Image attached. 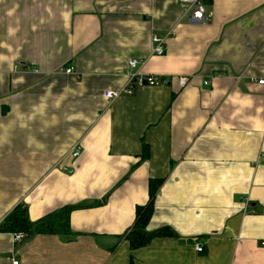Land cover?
<instances>
[{"label":"crops","instance_id":"1","mask_svg":"<svg viewBox=\"0 0 264 264\" xmlns=\"http://www.w3.org/2000/svg\"><path fill=\"white\" fill-rule=\"evenodd\" d=\"M206 10L199 23L179 0H0V224L19 203L35 221L107 197L71 212L69 241L0 233V264H264V87L251 82L264 0ZM149 179L162 184L147 230L176 235L132 250L120 237Z\"/></svg>","mask_w":264,"mask_h":264},{"label":"trees","instance_id":"2","mask_svg":"<svg viewBox=\"0 0 264 264\" xmlns=\"http://www.w3.org/2000/svg\"><path fill=\"white\" fill-rule=\"evenodd\" d=\"M145 154H143V158ZM162 184L161 179L148 180V201L143 206L135 209V219L132 226L120 237L127 241L132 250L149 245L154 239L175 236V232L169 227H162L155 231H148L147 227L153 216L155 197ZM107 197L100 202L88 206H63L43 217L31 221L27 206L23 203L16 205L0 224V233L17 234L24 233L25 242L35 236H57L63 241H69L76 237L70 227V214L74 210L91 206H101Z\"/></svg>","mask_w":264,"mask_h":264},{"label":"built area","instance_id":"3","mask_svg":"<svg viewBox=\"0 0 264 264\" xmlns=\"http://www.w3.org/2000/svg\"><path fill=\"white\" fill-rule=\"evenodd\" d=\"M212 0H179V2L187 7V9L191 12L190 19L191 21L194 22H202L205 23L207 22L211 16L212 13L208 12L206 10V5L208 2ZM152 43L153 48L151 49V54L154 56L161 57L165 54V43H166V37H160L158 35H153L152 36ZM138 62L134 59H131L128 61V66L130 69H134L137 67ZM74 72V69L72 67L68 68L65 70V73L67 74H72ZM189 78L186 76H179L177 77V84L180 89L185 88L188 84ZM168 82L167 79H160V77L157 76H145V77H139L138 74H134L130 76V83L134 85H138L140 87L142 86H159V85H164ZM251 82L255 83L259 86L264 87V78L262 79H255L251 78ZM205 85L208 84V81L204 82ZM124 93L126 95H132L133 94V89L129 86H127L124 89ZM120 95L119 92H113V91H105L104 92V97L108 101H113L116 98H118ZM80 147L77 145L74 147L73 151L71 152V156L73 159H77L80 156ZM64 171H68L66 167L63 168ZM25 239V234L24 233H17L13 235V242L15 246H18L19 244L22 243V241ZM261 245L264 247V241L261 242ZM195 250L197 252H202L203 248L200 244L195 245ZM8 264H21L20 261L17 258L12 257Z\"/></svg>","mask_w":264,"mask_h":264}]
</instances>
